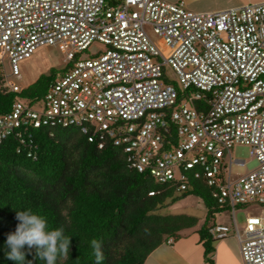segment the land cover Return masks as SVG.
Here are the masks:
<instances>
[{"label": "built area", "instance_id": "2783aa9c", "mask_svg": "<svg viewBox=\"0 0 264 264\" xmlns=\"http://www.w3.org/2000/svg\"><path fill=\"white\" fill-rule=\"evenodd\" d=\"M145 26L164 41L167 57ZM64 41L72 67L41 101L18 99L0 115V142H22L32 128L76 127L99 149L120 147L129 169L177 192L192 172L231 215V226L214 223L210 236L233 233L242 264H264V0L213 12L188 10L182 0H0L3 87L22 89L8 85L4 61L19 79L20 61ZM93 42L104 48L77 57ZM178 90L187 92L180 102ZM236 144L248 146L258 165L233 177ZM239 205L257 211L242 228Z\"/></svg>", "mask_w": 264, "mask_h": 264}, {"label": "trees", "instance_id": "16d2710c", "mask_svg": "<svg viewBox=\"0 0 264 264\" xmlns=\"http://www.w3.org/2000/svg\"><path fill=\"white\" fill-rule=\"evenodd\" d=\"M73 62L51 68L18 92L3 87L0 74V115L18 99L41 101L50 83ZM186 93L178 90L177 102ZM195 106L207 108L203 101H196ZM22 138V142L14 136L0 142V264H19L6 258L10 251L6 240L19 223L16 213L28 209L46 219L47 231L62 227L70 237L67 259L58 256L55 264H96L90 246L93 239L102 242L101 264H143L154 248L196 226V217L162 213L185 196L198 198L205 207L198 235L205 253L210 252L213 240L208 229L215 215L226 208L216 203L212 189L192 172L187 175L186 189L177 192L147 173L129 169L120 147L106 142L99 149L96 141H89L76 127L32 128ZM241 207L246 205L236 208ZM22 251L24 264H46L35 246L25 245Z\"/></svg>", "mask_w": 264, "mask_h": 264}, {"label": "rangeland", "instance_id": "374dc122", "mask_svg": "<svg viewBox=\"0 0 264 264\" xmlns=\"http://www.w3.org/2000/svg\"><path fill=\"white\" fill-rule=\"evenodd\" d=\"M145 30L153 43L156 45L161 54L167 57L170 54V51L164 41L152 33V30L149 26H145ZM104 46L99 42H93L87 50L79 53L77 56L80 58H85L90 54L102 50ZM71 49L70 44L67 41L59 43L55 46H40L38 47L33 54L18 63L20 78H16L10 74V69L7 61H4V69L7 75V83L11 88H24L31 83H33L37 77L42 74H47L51 68L61 69L66 63V54ZM169 78L174 81L175 76L169 70ZM176 84V83H175ZM177 85V84H176ZM230 156L232 159V164L230 166L231 175L233 177L241 176L246 174L248 171L257 167V160L250 155V148L246 145L236 144L230 150ZM243 160L244 165L239 166L234 161ZM226 165L229 164V158L224 159ZM179 195V194H177ZM228 216L230 214L227 211ZM246 212H257L254 206L241 207L240 209L235 210L234 218L235 223L238 228L244 226ZM164 214H186L197 218L196 228L202 224L205 219L206 210L202 202L194 196H185L177 200L175 203L169 207L162 210ZM229 222L231 219L229 218Z\"/></svg>", "mask_w": 264, "mask_h": 264}, {"label": "crops", "instance_id": "0c3cea01", "mask_svg": "<svg viewBox=\"0 0 264 264\" xmlns=\"http://www.w3.org/2000/svg\"><path fill=\"white\" fill-rule=\"evenodd\" d=\"M165 1L175 2L179 0ZM182 1L188 10L194 12H213L238 7L244 4L256 3L261 0ZM227 211L229 210L226 208L225 211L216 214L214 217V223L231 226L232 221L229 222L231 215L229 214L228 216ZM247 213L249 212H246V214ZM199 228L194 226L180 231L177 239H171V242H168V239L166 242L154 248L143 264H242L239 243L233 233L219 240H214L212 238L213 241L211 243V250L209 253H205L198 235Z\"/></svg>", "mask_w": 264, "mask_h": 264}, {"label": "clouds", "instance_id": "9594fccd", "mask_svg": "<svg viewBox=\"0 0 264 264\" xmlns=\"http://www.w3.org/2000/svg\"><path fill=\"white\" fill-rule=\"evenodd\" d=\"M16 219L19 221L16 231L9 234L6 240V246L10 249L6 252L7 259L24 264L25 254L22 249L25 245L29 249L35 246L39 259L45 260L46 264H55L58 256L67 259L71 240L64 235L62 227L47 231L46 219L34 214L31 209L18 211ZM90 246L96 264H101L104 260L102 242L93 239L90 241Z\"/></svg>", "mask_w": 264, "mask_h": 264}]
</instances>
